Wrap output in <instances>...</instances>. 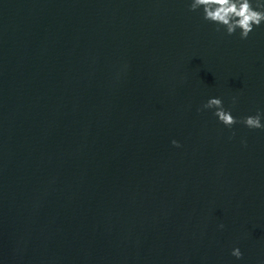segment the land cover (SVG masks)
Here are the masks:
<instances>
[{
  "label": "water",
  "instance_id": "water-1",
  "mask_svg": "<svg viewBox=\"0 0 264 264\" xmlns=\"http://www.w3.org/2000/svg\"><path fill=\"white\" fill-rule=\"evenodd\" d=\"M191 2L0 0V264H264V130L203 108L264 114V23Z\"/></svg>",
  "mask_w": 264,
  "mask_h": 264
},
{
  "label": "clouds",
  "instance_id": "clouds-1",
  "mask_svg": "<svg viewBox=\"0 0 264 264\" xmlns=\"http://www.w3.org/2000/svg\"><path fill=\"white\" fill-rule=\"evenodd\" d=\"M201 8L204 20L226 29L228 35L235 34L239 29L241 39H247L254 27H259L264 23V2L261 0H256L255 7L252 0H192L189 10L195 12ZM203 108L217 109L214 115L227 128H232L235 124L242 122L249 129L264 130V124L261 123L262 116H264L262 113L237 121L229 111L224 110L222 100L219 98L209 99ZM172 144L174 147H180L175 140ZM231 255L237 259L242 258L239 248H235Z\"/></svg>",
  "mask_w": 264,
  "mask_h": 264
}]
</instances>
